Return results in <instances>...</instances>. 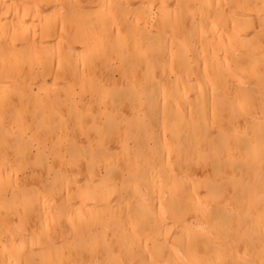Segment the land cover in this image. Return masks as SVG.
Returning <instances> with one entry per match:
<instances>
[{"label":"bare ground","instance_id":"1","mask_svg":"<svg viewBox=\"0 0 264 264\" xmlns=\"http://www.w3.org/2000/svg\"><path fill=\"white\" fill-rule=\"evenodd\" d=\"M0 264H264V0H0Z\"/></svg>","mask_w":264,"mask_h":264}]
</instances>
